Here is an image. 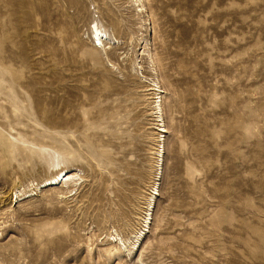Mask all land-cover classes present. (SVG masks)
Masks as SVG:
<instances>
[{
	"label": "rangeland",
	"instance_id": "obj_1",
	"mask_svg": "<svg viewBox=\"0 0 264 264\" xmlns=\"http://www.w3.org/2000/svg\"><path fill=\"white\" fill-rule=\"evenodd\" d=\"M156 188L142 262L264 264V0H0V264H126Z\"/></svg>",
	"mask_w": 264,
	"mask_h": 264
},
{
	"label": "bare ground",
	"instance_id": "obj_2",
	"mask_svg": "<svg viewBox=\"0 0 264 264\" xmlns=\"http://www.w3.org/2000/svg\"><path fill=\"white\" fill-rule=\"evenodd\" d=\"M138 6L140 7V11H141L143 4L141 3ZM89 28L91 30V34H93V36H91V41L95 47L97 44H95L94 39L98 42V45H101V46H104L107 43L108 44L111 43L108 38H107L108 41L105 42L106 36H107L106 32H105V30L101 29V26H99L97 23H95L93 27H89ZM156 87H158V86L156 85ZM158 89H159V87H158ZM160 102H161V100H159V103L157 104V109L159 110V112H161ZM158 118L159 119L157 121H159L161 123L157 125V130L159 132H165L166 129H165V125L163 123V119H162L161 115H159ZM158 138H159L158 140H160L159 142L163 143L164 135L159 134ZM159 157H162V153L160 154ZM160 160L162 161V159H160ZM160 174H161V172L159 173V175ZM75 183H76L75 180H72V174H70V172H65V170H58L53 174V176L43 180L40 183V185H42L43 187L58 185L59 192L67 193V192H70L73 190V188H71V187ZM158 193L159 192L156 188L155 192L153 193L154 196H152V199H151L150 204L148 206V209H147L148 212H146L145 217L143 218L142 226L136 232H134V234L131 238H122L116 232H114L113 234H109L107 236L109 238L108 240H111V241L116 243V245L111 250L112 254L124 252L129 257L128 259L130 261L127 260L128 262L126 264H146V263L142 262L140 259L139 249L141 246V242H142L146 232H148L149 227H150V221H149L150 217H148V219H147L146 216H149L151 214L150 212L153 209V205H152L153 203L151 204V202H154L153 200L155 199V196L158 195Z\"/></svg>",
	"mask_w": 264,
	"mask_h": 264
}]
</instances>
